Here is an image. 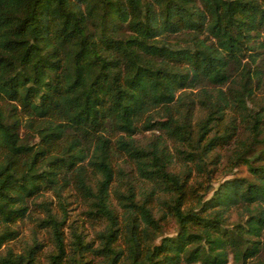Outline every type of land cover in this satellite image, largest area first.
Here are the masks:
<instances>
[{
  "label": "trees",
  "instance_id": "16d2710c",
  "mask_svg": "<svg viewBox=\"0 0 264 264\" xmlns=\"http://www.w3.org/2000/svg\"><path fill=\"white\" fill-rule=\"evenodd\" d=\"M69 198L97 245L68 249ZM263 252L264 0H0V264Z\"/></svg>",
  "mask_w": 264,
  "mask_h": 264
},
{
  "label": "rangeland",
  "instance_id": "374dc122",
  "mask_svg": "<svg viewBox=\"0 0 264 264\" xmlns=\"http://www.w3.org/2000/svg\"><path fill=\"white\" fill-rule=\"evenodd\" d=\"M146 133L150 134L149 131ZM249 175L250 173H249L247 166L241 165L238 168H234L230 174L217 173L216 178L212 182V185L217 186L224 179H228L233 176L238 177V176H249ZM46 197L47 198L49 197L52 199V196L49 193L46 194ZM53 206L56 208L58 207L55 198H54ZM66 207L68 210H67L66 226L64 227V231L66 235V243H67L68 249L72 247L71 242L73 240V237H72L73 230H76L82 233L85 240L89 241L93 239V245L94 246L97 245L98 240L96 238V232L102 229V225L98 223L96 224L94 222L92 223L86 218L85 214H83L82 212V210L84 209V205L80 201H76L74 198H69L68 204ZM231 217L234 220V218L236 217V214L232 213ZM33 223L34 221L31 219H25L24 221H20L18 223V228L20 231L19 237L17 238L18 240L15 239L9 243L10 246L14 247L16 251H20L24 243L31 242V233H32L33 225H34ZM166 229H167V234H173L175 230V225H173V223L167 224ZM42 237H43L42 240H44L45 243L49 244L48 237H46L44 233L40 234V238ZM48 247L50 249V246L45 244L43 249L47 251ZM262 256L264 257V252L262 253ZM90 257L92 256L90 255ZM41 261L43 264L47 263L46 258L44 256H41ZM229 264H233L232 258H230Z\"/></svg>",
  "mask_w": 264,
  "mask_h": 264
}]
</instances>
